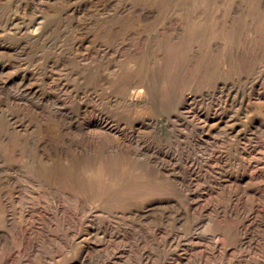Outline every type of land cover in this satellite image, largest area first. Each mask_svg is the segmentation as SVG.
I'll return each mask as SVG.
<instances>
[{"label": "rangeland", "instance_id": "1", "mask_svg": "<svg viewBox=\"0 0 264 264\" xmlns=\"http://www.w3.org/2000/svg\"><path fill=\"white\" fill-rule=\"evenodd\" d=\"M263 23L0 0V264H264Z\"/></svg>", "mask_w": 264, "mask_h": 264}, {"label": "bare ground", "instance_id": "2", "mask_svg": "<svg viewBox=\"0 0 264 264\" xmlns=\"http://www.w3.org/2000/svg\"><path fill=\"white\" fill-rule=\"evenodd\" d=\"M202 2H204V1H202ZM202 16V15H201ZM198 20H200V18L198 19ZM180 22V21H179ZM195 22V21H194ZM181 23V22H180ZM264 24V23H263ZM178 27V26H177ZM124 88V87H123ZM143 91V90H142ZM135 92V91H134ZM143 95H142V93L141 92H138V94L136 95V97H138V98H141ZM145 96V95H144ZM189 97V96H188ZM190 98V97H189ZM136 100V99H135ZM182 102V101H181ZM116 103V102H115ZM192 103V102H191ZM136 104V103H135ZM186 104V103H185ZM193 104V103H192ZM121 105H123V104H121ZM117 106H119V105H117ZM136 106V105H135ZM192 107V106H191ZM214 114H215V112H214ZM219 114V113H218ZM204 115V114H203ZM217 117V116H216ZM200 122H202V121H200ZM204 122V121H203ZM202 122V123H203ZM109 123V122H108ZM219 123V122H218ZM218 123H216V124H218ZM102 124V123H101ZM102 126V125H101ZM203 126V125H202ZM111 127V126H110ZM210 127H212V126H210ZM217 127V126H216ZM219 127V126H218ZM105 128V127H104ZM214 128V127H213ZM212 129V128H211ZM215 129V128H214ZM107 133H109V132H107ZM256 147H258V146H256ZM260 153V152H259ZM262 154H264V153H262ZM263 156V155H262ZM250 159V158H249ZM262 159V158H261ZM117 160V159H116ZM259 160H260V157H259ZM118 161V160H117ZM262 161V160H261ZM264 161V160H263ZM102 163V162H101ZM118 163H119V161H118ZM113 164H114V162H113ZM122 165H123V163H122ZM102 166V165H101ZM104 166V165H103ZM117 166V165H116ZM123 166H125V165H123ZM124 168V167H123ZM94 169V168H93ZM142 169V168H141ZM97 171V170H96ZM139 171V170H138ZM100 173H102V172H100ZM137 173V172H136ZM143 175V174H142ZM136 177V176H135ZM139 178V177H138ZM141 178V177H140ZM139 181V180H138ZM145 181V180H144ZM234 181H236V180H234ZM140 184H142V182L140 183ZM139 184V185H140ZM101 185H103V184H101ZM127 187V186H126ZM147 187V186H146ZM135 188H137L138 189V187H136L135 186ZM140 189H141V186L139 187ZM144 188V187H143ZM128 190V189H127ZM136 191V190H135ZM140 191V190H139ZM205 194V192H204V190L203 191H201V190H198L197 188L194 190V191H192L191 192V196H198V197H201V196H203ZM124 195H126V194H124ZM189 198V197H188ZM190 199V198H189ZM200 199V198H199ZM191 200V199H190ZM192 202H194V201H192ZM246 229V228H245ZM245 234V233H244ZM242 235V234H241ZM248 243V241L246 240V237L245 236H243L242 237V241H241V246H244V245H246ZM240 244V243H239ZM170 258V257H169ZM172 258V257H171ZM170 258V259H171ZM173 259V258H172ZM173 260H175V259H173ZM170 261V260H169ZM168 262V261H167ZM172 262V261H171ZM170 262V263H171ZM174 262V261H173ZM166 263V262H165ZM169 263V264H170ZM168 264V263H167Z\"/></svg>", "mask_w": 264, "mask_h": 264}]
</instances>
